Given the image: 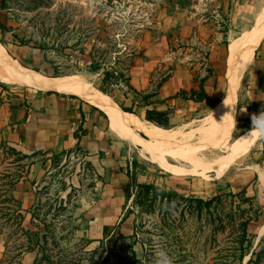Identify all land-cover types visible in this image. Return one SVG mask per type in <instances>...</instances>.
Wrapping results in <instances>:
<instances>
[{
  "label": "rangeland",
  "instance_id": "rangeland-1",
  "mask_svg": "<svg viewBox=\"0 0 264 264\" xmlns=\"http://www.w3.org/2000/svg\"><path fill=\"white\" fill-rule=\"evenodd\" d=\"M263 20L264 0H0V42L45 76L84 77L143 121H148V109L165 111L169 124L164 128L204 144L207 117L229 95V55ZM114 45L134 53L127 66L117 63ZM95 48L108 51L97 72L88 68ZM256 57L238 86L232 132L204 152L226 153L252 129L253 115L264 112L249 93ZM115 69L126 77L116 76ZM107 71L112 74L104 81ZM27 91L39 90L0 82V107ZM105 120L99 137L109 149L119 147L116 160H121L122 171L137 174L126 194L104 191V177L84 151L40 153L20 161L9 148L14 146L0 135V229L5 232L0 234V264L6 236L11 246L18 240L17 221L9 220L15 206L8 199L22 181L37 193L36 205L22 206V212L33 241L30 254L38 264H140L132 253L143 259L151 251L150 264H218L233 258L228 255L238 238L237 224L251 217L253 246L244 259L247 264L264 236V137L222 176H188L143 158L139 148L111 135ZM48 159L49 168L44 166ZM138 185H152L159 192ZM243 191L242 197H224L200 215L174 196L209 200ZM99 201L109 207L101 208ZM87 230L92 238L82 236ZM5 264L12 263L9 259Z\"/></svg>",
  "mask_w": 264,
  "mask_h": 264
},
{
  "label": "bare ground",
  "instance_id": "bare-ground-1",
  "mask_svg": "<svg viewBox=\"0 0 264 264\" xmlns=\"http://www.w3.org/2000/svg\"><path fill=\"white\" fill-rule=\"evenodd\" d=\"M263 41L264 20L246 33L230 53L227 72L230 83L229 95L207 117V126L202 128L205 130L203 135L208 136V141L204 144L190 140L180 132L143 121L136 114L123 110L112 98L80 75L48 77L26 67L1 42L0 82L43 92L75 94L102 110L108 117L111 135L139 148L143 158L183 175H209L212 172L222 176L232 165L249 155L264 137L259 131L250 129L226 153L211 155L204 152L211 146L210 143L214 145L232 132L239 83L253 63L256 51ZM189 136L191 137V134ZM171 161L178 165L172 164ZM263 233L264 229L261 231V234Z\"/></svg>",
  "mask_w": 264,
  "mask_h": 264
},
{
  "label": "crops",
  "instance_id": "crops-1",
  "mask_svg": "<svg viewBox=\"0 0 264 264\" xmlns=\"http://www.w3.org/2000/svg\"><path fill=\"white\" fill-rule=\"evenodd\" d=\"M257 50L254 81L249 93L253 95L252 103L256 102L263 110L264 41ZM244 98L249 105L247 96L244 95ZM105 117L108 120L102 110L75 94L27 91L16 93L9 103L0 107V135L25 154L44 153L58 156L75 149L84 151L96 171L104 177V191L125 193L131 181L127 169L121 170V160H116L119 147L112 145L111 150L107 141L105 143L104 138L99 137V133L103 134V129H106ZM77 134H80L79 139ZM51 163L52 160L48 159L44 166L49 168ZM15 196L24 209L36 205V188L26 182L17 183ZM98 206L109 207L104 201H99ZM110 229H106L108 232L101 237L106 236ZM82 236L92 238L91 230L83 232ZM34 260L29 253L25 255L23 262L33 264Z\"/></svg>",
  "mask_w": 264,
  "mask_h": 264
},
{
  "label": "trees",
  "instance_id": "trees-1",
  "mask_svg": "<svg viewBox=\"0 0 264 264\" xmlns=\"http://www.w3.org/2000/svg\"><path fill=\"white\" fill-rule=\"evenodd\" d=\"M39 48L42 50H45V48L43 46H41ZM113 48H116L115 52L117 54H119V56H120L118 58L119 61L117 62L119 64V66L121 68H122V66H124V67L127 66L129 64V62H127L128 57L130 56V58H132L134 53H130L127 50V48L125 50H120L117 48L116 45H114ZM107 52L108 51L105 49L100 48L97 51V48H95V52L94 51L92 52V59H91V63H90L88 68L93 72H97V71L101 70V68L103 67V63L105 62V59L103 58V56L106 55ZM114 72H115L116 76L126 77V75L124 73L118 71V69H115ZM111 74L112 73L107 71L105 73L104 81H106V77L110 76ZM168 76H166L161 81V84H160L161 87H162L163 83L165 81H167L166 78H168ZM127 81H128L127 85L129 87H131L129 85V80H127ZM204 82H205V79H203L200 82V88L202 90L203 95H205ZM127 112H129V111H127ZM146 119L148 121L153 122V123H155L159 126H162V127L163 126L165 127L169 124L168 114L165 111H161V110H157V109H148L146 112ZM81 130H82V128H81ZM77 138L78 139L80 138L79 134H77ZM5 144H9V143L5 141ZM9 148L12 152H14L19 157L20 161H22L23 159H26V158L34 157L37 154H40V153L25 154V153L17 150L15 147L10 146ZM128 176L131 179V181L136 182L135 178H136L137 174L135 172H129L128 171ZM11 187H12V184H11ZM140 187L147 188V189H155L156 192H159L158 189H156L152 185H138V188H140ZM244 192L245 191H243L242 193H238V194L229 193V194H225V195H217V196H215L209 200H204L202 198H196V197H184V196H180L177 194H174V196L177 197L181 201L187 202L186 203L187 205L185 207L186 210H188L190 212L193 210H196L198 212V214L200 215L204 209H206L207 211H210L211 207L216 205L217 202L218 203L223 202L224 197H227V196L242 197ZM163 194H164V196H167L165 193H163ZM168 195L173 196V193H168ZM165 198H167V197H165ZM8 202H11L15 206L14 211L12 213H10V215H9V220L12 222L17 221L14 233H17L18 240H17L16 244L11 246L10 245V237L8 235L6 236V241L4 244L5 252H4V256L1 260V264H5L9 259H10V262L12 264H24L23 261H24L25 255H27L28 253L33 251V248L31 247V244L33 242L32 237L30 235L29 230H27L24 226L25 215L22 212L21 202L15 198L14 194L10 195ZM230 215H231V220L233 221V223H236V218L234 216V213H231ZM252 220H253V218L248 217L247 219H242V221L241 220L239 221V223L237 224V227H236L237 233H238V238L234 241L235 245H233V248L231 247L232 255L231 254L228 255V256H233V258L227 259L226 261H223V262L218 263V264H237V262H238V264H243L245 257L249 254L250 248L253 246L251 239L249 238V225L252 222ZM34 222L35 221L33 218L32 223H34ZM171 229L174 231V229H176V225H173V227ZM135 233H136V230H135ZM0 234L3 235V234H5V232L0 229ZM24 239L26 241H24ZM9 253L11 255H9ZM152 256L154 257L153 251L146 252L145 257L143 259H137V256L135 253H132L131 258H133L134 261H137L140 264H150V262H151L150 258ZM34 264H38V258L35 259ZM247 264H264V236H262V238H261L258 250H255L252 253V256H251V258Z\"/></svg>",
  "mask_w": 264,
  "mask_h": 264
},
{
  "label": "clouds",
  "instance_id": "clouds-1",
  "mask_svg": "<svg viewBox=\"0 0 264 264\" xmlns=\"http://www.w3.org/2000/svg\"><path fill=\"white\" fill-rule=\"evenodd\" d=\"M233 109L231 108V112ZM254 131H259L260 133L264 134V112L259 115H253L252 117Z\"/></svg>",
  "mask_w": 264,
  "mask_h": 264
},
{
  "label": "water",
  "instance_id": "water-1",
  "mask_svg": "<svg viewBox=\"0 0 264 264\" xmlns=\"http://www.w3.org/2000/svg\"><path fill=\"white\" fill-rule=\"evenodd\" d=\"M261 239V238H260Z\"/></svg>",
  "mask_w": 264,
  "mask_h": 264
}]
</instances>
